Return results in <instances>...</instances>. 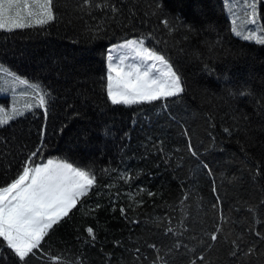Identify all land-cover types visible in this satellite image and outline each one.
Here are the masks:
<instances>
[{
  "label": "trees",
  "instance_id": "16d2710c",
  "mask_svg": "<svg viewBox=\"0 0 264 264\" xmlns=\"http://www.w3.org/2000/svg\"><path fill=\"white\" fill-rule=\"evenodd\" d=\"M135 2L133 23H107L97 38L89 28L103 17L99 11L94 16L78 11L79 0H57L58 19L44 29L0 30V64L50 93L47 117L36 108L0 127V184L14 178L38 148L34 163L66 159L93 172L97 185L82 198L83 206L54 226L44 243L53 254H82L85 264H152L157 253L148 244H155L168 264H200L201 254L206 264H264V242L249 231L264 233V106L256 103L264 100V46L232 33L224 0H158L164 9L160 18L179 17L171 35L160 18H145L152 0ZM131 3L120 5L125 15ZM237 3L249 11L244 0ZM257 6L264 17V0ZM153 30L149 46L170 58L185 92L170 98L168 111L160 101L111 105L105 95L108 47ZM185 127L196 156L187 151ZM213 181L222 200L217 209ZM168 218L179 236L165 234ZM215 226L223 233L208 248ZM87 227L94 229V242ZM225 235L256 241L257 254L231 256Z\"/></svg>",
  "mask_w": 264,
  "mask_h": 264
},
{
  "label": "snow or ice",
  "instance_id": "6c2138e0",
  "mask_svg": "<svg viewBox=\"0 0 264 264\" xmlns=\"http://www.w3.org/2000/svg\"><path fill=\"white\" fill-rule=\"evenodd\" d=\"M227 2V0H226ZM125 0H120L123 5ZM112 0H79L78 11L84 15L94 16L99 11L103 17L101 22L89 28L93 38H97L101 32L105 31L107 23H117L121 26L133 23L136 18V8L138 4L133 0L128 7V14L125 15L123 8ZM57 0H0V30L12 32L17 29H44L45 26L58 19L56 13ZM246 12V25L253 28H239L236 19H232V33L244 41H254L258 45L264 46V24L260 23L264 19L258 13L257 0H244ZM231 11V9H230ZM164 9L158 0H152L148 9L144 12L145 18L162 17ZM142 23H146L142 21ZM168 34L171 35L179 24V17L170 20L167 17L160 18ZM211 27V25H210ZM155 37V30L127 39L123 43L116 44L107 49L106 55V100L113 106L155 104L160 101L159 107L168 111L170 98H180L185 92L182 75L175 68L170 58L157 49L149 46V42ZM159 43V41H157ZM0 73H6L14 81L21 85H27L32 89V99L35 105L27 103L24 110H17L13 106L11 114L0 115V127L8 125L10 121L25 115V111L39 107L44 109L47 117L48 100L50 93L38 83H32L22 78L15 72L0 64ZM240 95H248L241 92ZM178 103L179 100H172ZM264 106V100L256 101ZM5 113L4 108H0V114ZM244 120L248 117L244 116ZM211 121V117H209ZM183 127V125H182ZM223 131L231 135L232 130L225 127ZM183 135L188 139L187 151L193 156L198 155L191 143V135L187 128H184ZM43 137V133H42ZM179 150V149H178ZM40 152L38 148L25 157L22 170L18 171L14 178L0 184V264H32L33 260H38L41 264H85L83 255L75 258L65 256L63 253L53 254L46 250L44 243L46 237L66 219H71L70 213L78 205L83 206V197H87L90 191L97 185V177L90 170L77 166L66 159H48L46 163H34L33 157ZM208 169V174L213 175L209 166L203 165ZM262 169L257 166L256 175H260ZM120 179L128 182L130 179L127 174H122ZM112 187V185H108ZM139 191H144L140 189ZM213 193L217 194L213 208L217 209L222 204L219 198L218 189L213 181ZM149 196L154 195L149 192ZM188 194L180 201L181 205L187 200ZM264 204V201H261ZM100 205L97 204L96 208ZM95 209H89V212ZM254 212V208H249ZM122 216L126 215V209L121 208ZM169 225L165 226V234L179 236L181 233ZM132 223H137L133 220ZM221 222L224 217L221 214ZM183 224V220L181 221ZM159 226V225H158ZM91 241L96 240V235L92 227L85 229ZM187 231V228H184ZM259 241L264 242V233L250 228ZM223 229L215 226V231L209 233L212 244L220 241ZM224 239L230 243V255L239 258L251 257L257 254L256 241L246 243L242 235L235 236L229 240L225 235ZM88 241L86 240L85 243ZM244 244L245 247L241 245ZM157 253L152 264H168L163 256L159 255V249L155 244H148ZM173 247L179 250L181 245L174 242ZM186 247V246H185ZM136 248L135 253H140ZM139 259V257H137ZM147 259V257H144ZM200 264H206V258L201 254L197 258ZM190 264H197V260H192Z\"/></svg>",
  "mask_w": 264,
  "mask_h": 264
},
{
  "label": "rangeland",
  "instance_id": "374dc122",
  "mask_svg": "<svg viewBox=\"0 0 264 264\" xmlns=\"http://www.w3.org/2000/svg\"><path fill=\"white\" fill-rule=\"evenodd\" d=\"M230 1H232V3L234 4V7H228L226 0H224L225 10L229 17L230 23L232 19H236L237 26L239 28H253L254 26L245 24L246 14L244 13V9L240 7L239 4L237 3V0L236 1L230 0ZM5 97H8V99H5ZM27 103H32L33 105H35L36 103V101L32 99V89L27 85H21L19 84L18 81H14L11 77L7 76L6 73H0V108L5 109V113H2L0 115L11 114L13 106H15L17 110H24V105ZM36 108L39 107L34 106L32 110ZM27 112L29 111H25V113ZM46 162L47 160L43 163Z\"/></svg>",
  "mask_w": 264,
  "mask_h": 264
}]
</instances>
